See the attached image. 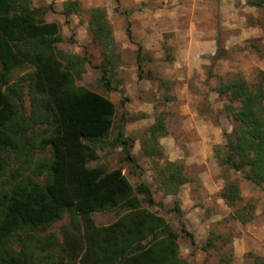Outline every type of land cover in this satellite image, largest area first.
<instances>
[{
	"label": "rangeland",
	"instance_id": "rangeland-1",
	"mask_svg": "<svg viewBox=\"0 0 264 264\" xmlns=\"http://www.w3.org/2000/svg\"><path fill=\"white\" fill-rule=\"evenodd\" d=\"M31 1L42 18L60 25L62 42L57 49L88 59L84 70L76 74L75 85L98 92L117 106L110 137L104 141H87L99 157L88 163V167H103L107 172L121 168L134 188L141 183L148 185L155 204L144 206L164 217L178 234L180 256L189 264H256L264 259L262 254L254 252L236 259L233 244L244 229L258 232L264 228V193L239 173L221 166L216 157V151L225 146V134H234L232 109L237 111L243 107L229 95L220 96L219 89L233 77H243L247 84L254 87L261 84L264 88V9L248 5V0H119V4L115 0ZM69 1L78 2L81 11L66 15L65 4ZM97 7L106 10L113 34L124 37V42L111 47L118 63L106 66V72L103 71L104 48L92 42L88 26L89 11ZM236 10L239 11L237 17ZM127 22L131 24L129 39ZM118 24L123 27L118 28ZM204 35L216 38L215 54L204 77L198 72L188 76L186 70L172 66L176 56L192 58L200 49L209 50L210 45L199 43ZM139 47L143 48L142 70L137 60ZM32 71L31 68L15 70L8 86ZM188 79L187 88L194 99L189 102L188 90L183 92ZM23 85L22 99L13 96L20 110L19 121L27 118L33 108L29 87ZM211 92H214L213 102L209 101ZM194 105L212 126L195 125L179 114ZM160 119L167 129L164 135L152 131ZM15 126L18 127L19 122ZM35 131L19 154L5 152L6 169L0 172V192L23 177L40 184L48 178L47 172L38 169V164L51 159V149L39 144L37 134L42 129ZM120 133L133 142L131 155L135 163L127 160L126 150L119 144ZM156 138V152L150 156L146 152L150 149L147 145ZM206 156L207 162L200 164L199 159ZM167 161L185 164L188 181L177 196H168L160 188L158 169L167 165ZM229 181L238 183L244 199L235 208L247 202L256 205L251 223L234 220L235 208L221 198V191ZM123 214V209H117L96 213L91 219L97 227H105ZM75 224L83 231L81 218ZM74 227L71 215L66 213L61 221L34 232L33 239L46 243L54 235L62 242L64 230L70 232ZM28 235L23 233V236ZM80 236L83 238L81 233ZM210 241L211 245L207 246ZM8 244L16 251L21 249L16 237Z\"/></svg>",
	"mask_w": 264,
	"mask_h": 264
},
{
	"label": "trees",
	"instance_id": "trees-1",
	"mask_svg": "<svg viewBox=\"0 0 264 264\" xmlns=\"http://www.w3.org/2000/svg\"><path fill=\"white\" fill-rule=\"evenodd\" d=\"M115 2L119 4V0ZM248 5L264 9V0H248ZM81 9L76 1L65 4L66 15ZM88 26L92 42L104 48L106 72V66L118 63L112 55L116 41L106 10L91 9ZM128 34L131 36L129 29ZM61 42L60 25L42 18L31 0H0V172L6 169L5 152L19 154L36 129H42L37 134L40 146L52 153L50 160L38 164L48 175L43 184L23 177L0 192V264H189L180 256L178 234L164 217L144 206L155 204L148 185L134 188L121 168L107 172L103 167H88L99 157L87 141L110 137L117 106L108 97L75 85L76 74L84 70L88 59L59 51ZM142 49L139 47L137 56L140 70ZM25 68L33 71L8 86L13 72ZM23 84L29 87L33 108L19 121L20 110L13 96L22 99ZM219 94L229 95L243 107L234 111L230 105L234 134H225L224 148L216 151L218 162L264 193L263 85L254 87L243 77H233ZM152 131L167 133L161 119ZM118 141L127 160L135 163L133 142L124 133ZM154 142L158 145L157 138L147 145L150 156L156 152ZM167 162L158 169L160 188L168 196H177L188 181L185 164ZM221 198L233 208L244 202L236 181L226 182ZM117 209H123L124 214L109 226L97 227L91 219L96 213ZM255 210L256 205L247 202L234 209L232 218L241 224L251 223ZM66 213L75 227L70 232L64 230L62 242L54 235L46 243L33 239L34 232L61 221ZM80 218L83 231L75 224ZM15 237L20 251L8 244ZM256 264H264V259Z\"/></svg>",
	"mask_w": 264,
	"mask_h": 264
},
{
	"label": "crops",
	"instance_id": "crops-1",
	"mask_svg": "<svg viewBox=\"0 0 264 264\" xmlns=\"http://www.w3.org/2000/svg\"><path fill=\"white\" fill-rule=\"evenodd\" d=\"M234 11H235V9H234ZM238 15H239V11L236 10L235 16L237 17ZM117 27L121 28L123 26L121 24L120 25L118 24ZM125 27H127L126 29H128V27L131 28L130 22L129 23L127 22V24H125ZM204 36H205L204 38L202 37L199 39V43H201V45H203V44L210 45L209 50L200 49V50L193 53L195 55V57H192V58L183 57L181 55L176 56L177 59L172 66L176 67L177 70H179V69L186 70L188 72L187 73L188 76H191V75L195 76L196 72H198L200 75L202 74V77H204L205 72H206V67L208 69V67L211 65L210 60L213 59L212 57L215 54L213 52V48L216 45L215 35H204ZM127 37H128V39L130 38L129 35ZM114 38H115L116 43L117 42H124L123 34L117 35L115 33ZM140 41L146 42V40H142V39H140ZM195 67H197V69ZM189 85H190V83H189V79H188V81H186V85H185L186 89L183 91L184 93L187 92V90H188L187 87H189ZM213 93L214 92H211V99H209V101L211 100L212 102H213V95H214ZM192 97H193L192 93L190 92V90H188V100L187 101L188 102L190 100L193 101L194 99ZM211 107H213V106H211ZM179 114L185 115L186 119H189L192 122H195V125H199V126H202L205 124H208L211 126L213 125L212 123H210L204 119V117L202 116L201 112L199 111V108L197 105H194V107L192 106V108H190V109H185L183 113L179 112ZM203 139L204 140H210L211 137H203ZM201 142H203V141H201ZM220 142H221V139H220ZM205 144L206 143H203V145H205ZM203 149H204V147H203ZM204 151H205V155H206L207 149H205ZM199 160H200V164L203 162H207V156L204 158L201 157ZM263 220H264V218H263ZM250 228H251V226H250ZM247 229H244L242 231V236H240L239 238H236L234 243H233L236 259L242 257L247 252H254V253H258L260 255L262 254L264 256V228L259 229L258 232L251 231V230L250 231L248 230L246 232Z\"/></svg>",
	"mask_w": 264,
	"mask_h": 264
}]
</instances>
